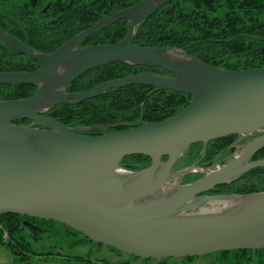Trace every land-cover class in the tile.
I'll return each mask as SVG.
<instances>
[{
  "label": "water",
  "instance_id": "1",
  "mask_svg": "<svg viewBox=\"0 0 264 264\" xmlns=\"http://www.w3.org/2000/svg\"><path fill=\"white\" fill-rule=\"evenodd\" d=\"M166 1L139 0L101 18L46 54L0 29V39L6 45L39 62L34 71H0V84L37 87L32 96L0 100V215L13 213L60 222L96 243L139 258L264 249V191L208 194L216 186L264 166V158L250 160L264 146V134L210 174L186 184L179 177L176 191L137 205L170 181L175 162L191 144L264 129V66L229 70L178 48L134 43L136 26ZM121 19L126 20L122 39L81 46L87 37ZM172 49L181 50L184 57L168 56ZM112 61L155 66L172 75L143 71L82 91H67L76 78ZM61 67L65 71L61 72ZM131 84L186 92L191 99L182 111L159 122L87 128L126 126L100 135L83 134V128L66 126L45 115L58 104H77ZM62 86L61 92L56 90ZM24 119L31 123H17ZM129 155L148 156L151 163L138 171H126L132 178L125 180L115 174L121 160ZM193 165L178 174L192 171ZM233 196L259 197L231 213L219 210L188 218L169 217ZM195 198L202 202L188 204Z\"/></svg>",
  "mask_w": 264,
  "mask_h": 264
},
{
  "label": "trees",
  "instance_id": "2",
  "mask_svg": "<svg viewBox=\"0 0 264 264\" xmlns=\"http://www.w3.org/2000/svg\"><path fill=\"white\" fill-rule=\"evenodd\" d=\"M138 1L68 0L59 8L32 9L29 6L33 0H0V29L37 52L51 53L101 18ZM125 34L126 20L121 19L87 37L81 46L116 42ZM134 43L178 48L203 62L229 70L263 67L264 0H167L136 26ZM38 67V61L9 47L0 39V71L28 72ZM143 71L163 76L172 75L155 66L112 61L88 70L76 78L67 91H82L106 80ZM36 90L37 87L32 84H0V100L26 98ZM190 99L191 95L186 92L131 84L108 89L77 104H58L45 115L66 126L83 128V134L100 135L126 126L92 130L87 128L115 123L139 125L140 121L159 122L182 111ZM17 123L30 124L31 121L24 119ZM237 138L238 135H229L206 144H191L183 153V167H189L200 159L223 163L234 154L236 147L233 143ZM262 158L264 146L253 155L252 160ZM165 159L166 157L162 158L163 161ZM150 163L148 156L129 155L121 160L120 166L138 171ZM201 177L203 175L200 173L188 172L181 177L180 182L191 183ZM213 191L219 194L262 192L264 166L252 168L235 180L216 186ZM25 220L29 222L27 226ZM0 224V244L5 245L22 262H26L30 254H43L34 248L35 242L51 241L55 245L71 235H81L92 241L69 226L48 219L7 213L0 215ZM5 232L7 238H3ZM211 254L217 255L215 262L218 264H264V249L219 251ZM195 257L197 256L183 258ZM143 259L145 262L156 260ZM171 259L173 258L168 257L157 261L164 263Z\"/></svg>",
  "mask_w": 264,
  "mask_h": 264
},
{
  "label": "rangeland",
  "instance_id": "3",
  "mask_svg": "<svg viewBox=\"0 0 264 264\" xmlns=\"http://www.w3.org/2000/svg\"><path fill=\"white\" fill-rule=\"evenodd\" d=\"M67 2L68 0H33L29 7L32 9L44 7L59 8ZM263 134L264 129L253 134L239 135L238 139L235 141L236 150L228 161L235 155L239 154L248 142ZM183 163L182 154L172 168L171 179L169 181L170 183H175V180L184 175L178 174L179 171L184 169ZM221 165L222 164L220 163L213 162L211 165L205 167L198 163L197 165H193L195 171L189 172H210ZM119 170L134 172L133 170L126 169L121 166L119 167ZM224 201L225 200L221 199L205 202L192 211L197 212L199 210H205L208 213H212V211L216 212L222 208ZM34 248L43 254L37 256H32L30 254L27 256V261L22 262L18 257L14 256L5 245L0 244V264H218L215 262L217 256L216 254L199 256L192 259L173 258L164 263H160V261H157L158 259L148 260L145 262L143 258L132 257L130 254L125 252H118L106 245L89 241L81 235H71L68 239L63 240L62 243H55V245L51 241H41L39 243L35 242ZM75 258H80V260H76Z\"/></svg>",
  "mask_w": 264,
  "mask_h": 264
},
{
  "label": "bare ground",
  "instance_id": "4",
  "mask_svg": "<svg viewBox=\"0 0 264 264\" xmlns=\"http://www.w3.org/2000/svg\"><path fill=\"white\" fill-rule=\"evenodd\" d=\"M161 1H163V0H157V2H161ZM168 56L175 57V58H183L184 57V53L181 50L172 49V50L168 51ZM60 71L61 72L65 71V67H61ZM56 90L61 92L63 90V86L62 87H57ZM192 171H195L194 168H192ZM207 173L210 174L211 171L207 172ZM115 175L120 177V178H123L125 180H127L129 178L130 179L132 178V175L129 172H126V171L118 170V171H116ZM176 189H177V183L168 182V183H166L164 185V187L159 192L155 193L154 195L149 196L148 198H145V199L139 201L137 203V205L145 204L147 202H153V201H155L157 199H160V198H162V197H164L166 195H169V194L173 193L174 191H176ZM257 197H259V196H233V197H229V198H222L225 201L222 204V208L219 209V210L231 213L234 210L238 209L239 207H243L245 205H248V204L256 201ZM200 202H202V199L195 198L188 204L197 205ZM192 210H194V209H192ZM192 210H188L187 212L182 211V210L181 211H177L176 213L170 215L169 217L170 218H174V219H177V218H188V217H193V216H197V215H204V214L208 213L205 210H199L197 212L196 211H192Z\"/></svg>",
  "mask_w": 264,
  "mask_h": 264
},
{
  "label": "flooded vegetation",
  "instance_id": "5",
  "mask_svg": "<svg viewBox=\"0 0 264 264\" xmlns=\"http://www.w3.org/2000/svg\"><path fill=\"white\" fill-rule=\"evenodd\" d=\"M239 136V135H238ZM238 139V138H237ZM209 142V141H208ZM208 142H206V143H208ZM206 143H202V144H206ZM233 146L234 147H236V144L235 143H233ZM202 151L204 152L205 151V147H203V149H202ZM253 157V156H252ZM252 157H251V159L250 160H252ZM203 159H200L199 160V162H195V163H193V164H195V165H197L198 163L199 164H202L203 166H205V167H207V166H209V165H211L213 162H215V161H212V160H206V161H202ZM228 160H226V161H224L223 163H220V164H224V163H226ZM195 173H200V174H202L203 176H204V174L205 173H207L206 171H202V173H201V171L200 172H195ZM214 190V189H213ZM210 191L208 194H210V195H216V194H219V193H216V192H214V191ZM29 222H27L26 220H25V226H27V224H28Z\"/></svg>",
  "mask_w": 264,
  "mask_h": 264
},
{
  "label": "built area",
  "instance_id": "6",
  "mask_svg": "<svg viewBox=\"0 0 264 264\" xmlns=\"http://www.w3.org/2000/svg\"><path fill=\"white\" fill-rule=\"evenodd\" d=\"M0 227H1V224H0ZM3 238H7V233L5 232Z\"/></svg>",
  "mask_w": 264,
  "mask_h": 264
}]
</instances>
